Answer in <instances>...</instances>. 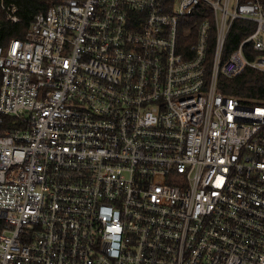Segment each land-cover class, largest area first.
Segmentation results:
<instances>
[{
    "label": "built area",
    "instance_id": "1",
    "mask_svg": "<svg viewBox=\"0 0 264 264\" xmlns=\"http://www.w3.org/2000/svg\"><path fill=\"white\" fill-rule=\"evenodd\" d=\"M246 68L264 0L36 13L0 45V264H264V105L218 88Z\"/></svg>",
    "mask_w": 264,
    "mask_h": 264
},
{
    "label": "trees",
    "instance_id": "2",
    "mask_svg": "<svg viewBox=\"0 0 264 264\" xmlns=\"http://www.w3.org/2000/svg\"><path fill=\"white\" fill-rule=\"evenodd\" d=\"M7 3H14L18 9V22H11L5 18L4 12L0 9V45H6L10 38H22L29 28L36 13L46 10L51 4L58 0H5ZM227 52V51H226ZM209 57L212 54H208ZM210 69L207 65V73ZM1 77V74H0ZM218 88L227 95L239 98L242 102L251 105H264V73L251 68H246L242 73L233 77L220 75ZM19 127L20 124L10 116L4 117L3 129ZM4 221L0 217V229Z\"/></svg>",
    "mask_w": 264,
    "mask_h": 264
}]
</instances>
